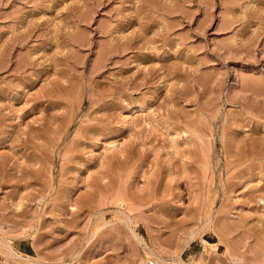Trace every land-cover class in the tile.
<instances>
[{
    "label": "rangeland",
    "instance_id": "obj_1",
    "mask_svg": "<svg viewBox=\"0 0 264 264\" xmlns=\"http://www.w3.org/2000/svg\"><path fill=\"white\" fill-rule=\"evenodd\" d=\"M0 264H264V0H0Z\"/></svg>",
    "mask_w": 264,
    "mask_h": 264
}]
</instances>
